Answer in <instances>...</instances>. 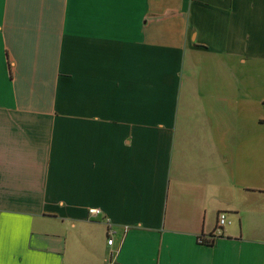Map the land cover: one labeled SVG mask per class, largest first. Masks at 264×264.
Listing matches in <instances>:
<instances>
[{
  "label": "crops",
  "instance_id": "1",
  "mask_svg": "<svg viewBox=\"0 0 264 264\" xmlns=\"http://www.w3.org/2000/svg\"><path fill=\"white\" fill-rule=\"evenodd\" d=\"M263 64L264 0H0V264H264Z\"/></svg>",
  "mask_w": 264,
  "mask_h": 264
},
{
  "label": "built area",
  "instance_id": "2",
  "mask_svg": "<svg viewBox=\"0 0 264 264\" xmlns=\"http://www.w3.org/2000/svg\"><path fill=\"white\" fill-rule=\"evenodd\" d=\"M90 215L91 216H99L102 214V212L100 210H90ZM230 221L228 219V215L225 212H222L219 214L218 217V229L222 230L226 225H229ZM108 229H109V235L111 236V238H109L108 240V245L109 246H113L114 245V236L116 234L115 229L110 225V222H108ZM129 231V228H125V233ZM212 241V240H211ZM201 242H204L203 240H201Z\"/></svg>",
  "mask_w": 264,
  "mask_h": 264
},
{
  "label": "rangeland",
  "instance_id": "3",
  "mask_svg": "<svg viewBox=\"0 0 264 264\" xmlns=\"http://www.w3.org/2000/svg\"><path fill=\"white\" fill-rule=\"evenodd\" d=\"M258 92H259V97L262 100L264 98V64L262 65L261 68V75H260V79H259V88H258ZM260 120H264V107L261 106V111H260ZM259 133H260V139L264 140V123L260 124V129H259Z\"/></svg>",
  "mask_w": 264,
  "mask_h": 264
}]
</instances>
